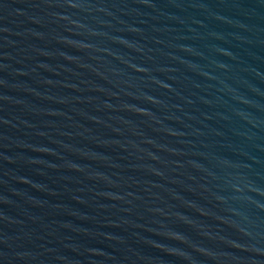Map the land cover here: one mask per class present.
I'll return each instance as SVG.
<instances>
[{
  "label": "water",
  "instance_id": "obj_1",
  "mask_svg": "<svg viewBox=\"0 0 264 264\" xmlns=\"http://www.w3.org/2000/svg\"><path fill=\"white\" fill-rule=\"evenodd\" d=\"M0 264H264V0H0Z\"/></svg>",
  "mask_w": 264,
  "mask_h": 264
}]
</instances>
